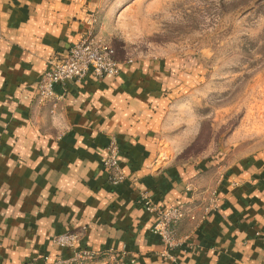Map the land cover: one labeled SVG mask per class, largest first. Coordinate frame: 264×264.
Segmentation results:
<instances>
[{
	"label": "crops",
	"instance_id": "crops-1",
	"mask_svg": "<svg viewBox=\"0 0 264 264\" xmlns=\"http://www.w3.org/2000/svg\"><path fill=\"white\" fill-rule=\"evenodd\" d=\"M93 16L90 0L85 6L78 0H0L2 264L66 258L72 249L55 246L52 238L72 231L80 247L112 252L122 264H264V155L254 156L243 172L261 167L254 183L238 186L216 182L206 164L151 166L153 114L167 74L161 61L120 60L116 77L88 75L57 85L55 108L37 104L36 82L50 59L80 40ZM56 109L60 118L53 120L48 113ZM112 138L125 175L117 185L100 162ZM211 189L220 198L217 209L195 230L187 218L177 224L193 247L162 258L152 231L156 216L139 192L149 191L162 207L184 203L200 212Z\"/></svg>",
	"mask_w": 264,
	"mask_h": 264
},
{
	"label": "rangeland",
	"instance_id": "rangeland-1",
	"mask_svg": "<svg viewBox=\"0 0 264 264\" xmlns=\"http://www.w3.org/2000/svg\"><path fill=\"white\" fill-rule=\"evenodd\" d=\"M90 1V29L118 60L161 61L166 70L151 166L206 164L216 182L254 183L261 167L243 172L264 155V0ZM48 115L60 118L57 109ZM113 256L73 264H122Z\"/></svg>",
	"mask_w": 264,
	"mask_h": 264
},
{
	"label": "built area",
	"instance_id": "built-area-1",
	"mask_svg": "<svg viewBox=\"0 0 264 264\" xmlns=\"http://www.w3.org/2000/svg\"><path fill=\"white\" fill-rule=\"evenodd\" d=\"M126 61L131 62L132 60ZM120 65L121 61L115 57L112 45L99 33L89 29L65 53L54 55L50 59L48 69L41 74L36 82V101L41 105L50 103L55 108L61 98L55 91L57 85L64 86L70 82L81 83L88 75L93 78L116 77L120 72ZM100 161L108 173V179L112 185H117L124 180L125 175L119 162L118 145L114 138L106 145L105 153L101 156ZM188 189L191 187L189 186ZM139 200L146 210L153 212L156 216L152 231L158 235L163 246L160 256L165 259H173L170 251L186 246L193 247L192 243L188 241V234L179 235L177 233V224L187 218L193 222L191 230L197 229L199 224L217 209L220 198L215 189H211L200 212L193 211L191 206L184 203L162 207L152 200L148 192H139ZM52 243L60 248L72 249V254L66 258L55 259L48 255L34 257L31 259V263L73 264L82 259H94L98 255L96 251L80 247L79 235L74 231L55 235L52 238ZM133 262L134 258H131L130 263ZM0 264H2L1 259Z\"/></svg>",
	"mask_w": 264,
	"mask_h": 264
},
{
	"label": "trees",
	"instance_id": "trees-1",
	"mask_svg": "<svg viewBox=\"0 0 264 264\" xmlns=\"http://www.w3.org/2000/svg\"><path fill=\"white\" fill-rule=\"evenodd\" d=\"M114 49V48H113ZM114 52H115V49H114ZM115 57H116V53H115ZM117 58V57H116ZM118 59V58H117Z\"/></svg>",
	"mask_w": 264,
	"mask_h": 264
}]
</instances>
